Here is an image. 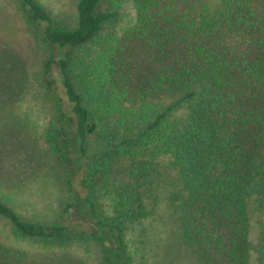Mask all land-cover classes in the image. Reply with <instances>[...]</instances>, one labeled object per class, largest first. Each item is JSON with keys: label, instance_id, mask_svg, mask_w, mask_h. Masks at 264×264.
<instances>
[{"label": "trees", "instance_id": "16d2710c", "mask_svg": "<svg viewBox=\"0 0 264 264\" xmlns=\"http://www.w3.org/2000/svg\"><path fill=\"white\" fill-rule=\"evenodd\" d=\"M7 1L43 51L40 83L51 109L45 144L62 182L52 222L23 220L0 200V219L12 236L54 246L94 243L101 264H132L126 231L147 217L145 187L155 162L168 157L181 182L170 197L181 243L203 264H249L250 205L264 213V0H220L214 11L199 13L176 0H134L129 37L179 59L145 77L157 109L117 106L113 126L87 104L102 103L105 87L83 84L80 92L85 72L74 52L94 41L116 12L101 10V0H78L76 25L65 28L36 0ZM122 162L125 179L116 177ZM105 197L108 205L100 203ZM20 257L0 245V264H20Z\"/></svg>", "mask_w": 264, "mask_h": 264}, {"label": "rangeland", "instance_id": "374dc122", "mask_svg": "<svg viewBox=\"0 0 264 264\" xmlns=\"http://www.w3.org/2000/svg\"><path fill=\"white\" fill-rule=\"evenodd\" d=\"M36 1L58 25L65 28L76 25L78 0ZM176 1L194 13L204 9L214 11L220 2ZM99 6L101 10L115 11L116 18L99 32L94 41L74 54L82 63L79 71L83 69L85 72L79 85L80 92L88 85L105 87L108 93L102 103L97 98L87 104L103 116L104 122L113 126L120 118L119 112L113 109L117 106L135 107L136 110L144 104L154 106L144 90L145 77L148 72L162 70L179 56H157L154 49L142 47L129 37L128 30L136 19L134 0H101ZM256 10H262L260 3ZM175 52L180 49L176 48ZM42 57V48L32 40L13 4L0 0V200L23 220L48 223L57 219L62 182L45 144L51 109L44 100L40 83ZM166 100L164 96H158V104ZM139 119H133V127L139 124ZM126 167L124 162L119 165L117 178L125 179L123 169ZM149 184L145 187L144 200L148 215L126 231L127 252L132 264H203L194 249L180 241L170 197L180 192L181 182L168 157H160L155 162ZM100 203L108 205V198L100 199ZM78 214L83 219L80 221L87 220L85 213ZM263 233L264 213L254 202L249 210V264H259ZM99 234L107 242L105 234ZM0 245L20 255V264H101L100 248L94 243L54 246L18 240L2 219Z\"/></svg>", "mask_w": 264, "mask_h": 264}]
</instances>
